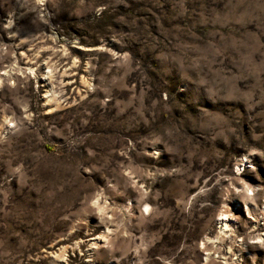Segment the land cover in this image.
Listing matches in <instances>:
<instances>
[{
  "label": "rangeland",
  "instance_id": "1",
  "mask_svg": "<svg viewBox=\"0 0 264 264\" xmlns=\"http://www.w3.org/2000/svg\"><path fill=\"white\" fill-rule=\"evenodd\" d=\"M0 264H264V0H0Z\"/></svg>",
  "mask_w": 264,
  "mask_h": 264
}]
</instances>
